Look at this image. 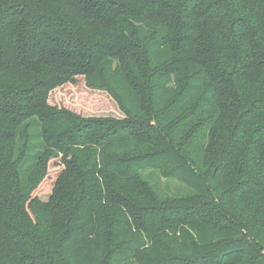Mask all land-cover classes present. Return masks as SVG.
<instances>
[{
	"label": "trees",
	"instance_id": "16d2710c",
	"mask_svg": "<svg viewBox=\"0 0 264 264\" xmlns=\"http://www.w3.org/2000/svg\"><path fill=\"white\" fill-rule=\"evenodd\" d=\"M0 264H264V0H0Z\"/></svg>",
	"mask_w": 264,
	"mask_h": 264
},
{
	"label": "rangeland",
	"instance_id": "374dc122",
	"mask_svg": "<svg viewBox=\"0 0 264 264\" xmlns=\"http://www.w3.org/2000/svg\"><path fill=\"white\" fill-rule=\"evenodd\" d=\"M82 79L76 86H66L52 93L51 101L54 105L67 108L82 116L105 117L114 116L122 117L120 111H117L116 103L107 94H97L82 88ZM62 166L57 165L55 170L60 171ZM172 188L175 186L170 185Z\"/></svg>",
	"mask_w": 264,
	"mask_h": 264
}]
</instances>
